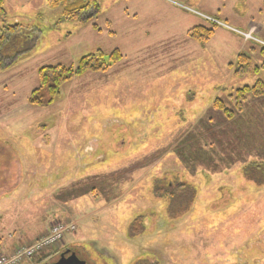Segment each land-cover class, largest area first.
<instances>
[{
    "label": "rangeland",
    "instance_id": "obj_1",
    "mask_svg": "<svg viewBox=\"0 0 264 264\" xmlns=\"http://www.w3.org/2000/svg\"><path fill=\"white\" fill-rule=\"evenodd\" d=\"M48 1L5 0L6 25L25 34L6 53L26 54L0 72V244L27 247L63 222L75 233L22 264L66 249L87 264H264V98L234 119L213 106L234 111V90L264 79L236 74L241 53L263 63L264 31L244 43L239 30L264 27V0H99L88 23ZM208 19L224 26L213 39L188 36ZM98 51L121 58L65 83L51 106L29 105L40 69Z\"/></svg>",
    "mask_w": 264,
    "mask_h": 264
},
{
    "label": "trees",
    "instance_id": "obj_2",
    "mask_svg": "<svg viewBox=\"0 0 264 264\" xmlns=\"http://www.w3.org/2000/svg\"><path fill=\"white\" fill-rule=\"evenodd\" d=\"M49 6L51 8H62L63 9V18L67 21H77L79 23H88L93 18L99 14V0H77L72 2L71 0H49ZM7 12L5 10V0H0V72L11 67L15 64L20 58L25 57V51L16 54L15 56L9 58L6 51L9 49L12 41L23 40L19 37H25L23 33V27L21 25H6L7 23ZM218 28L216 25H212L211 29H208L203 26H198L191 29L188 32V36L196 41L205 43L210 41L214 36L215 30ZM29 43L25 40L24 44L21 45V48H26ZM253 52V50H252ZM263 63L260 66L252 67V57L251 54L241 53L237 58V70L236 74L243 76L247 71H250L254 74L262 73L264 75V46L260 48L258 52ZM13 58V59H12ZM121 55L118 51H114L111 55L106 56L102 51H98L92 55L82 57L78 62L77 68L75 67H65L63 65L49 66L44 67L38 72L39 85L38 87L30 94L28 99L29 105L32 107L43 108L49 107L55 103L57 97L60 95L61 88L63 85L74 77L83 75L84 73L99 72L105 71L108 68L107 60L111 63L117 62L120 60ZM249 97L253 98H264V79L258 80L254 86L249 87L245 86L241 89L234 90V93L229 97L233 101L234 111L229 110L225 102L221 99H216L213 106L217 110H222L224 115L228 119H234L237 114H241L245 109V104ZM258 171L263 170L262 176L258 180V184H264V164H258ZM248 173V172H247ZM248 175H250L248 173ZM256 180V181H257ZM181 188H186L182 186ZM157 194L160 197L169 196L171 199L177 197V193H168V190H159L156 189ZM163 195H162V194ZM142 222L138 220L132 225L133 231H140L142 229ZM45 253V252H44ZM44 253L35 257L41 258ZM47 260V258L45 259Z\"/></svg>",
    "mask_w": 264,
    "mask_h": 264
},
{
    "label": "built area",
    "instance_id": "obj_3",
    "mask_svg": "<svg viewBox=\"0 0 264 264\" xmlns=\"http://www.w3.org/2000/svg\"><path fill=\"white\" fill-rule=\"evenodd\" d=\"M216 22V21H214ZM247 39L250 35H245ZM75 227H66L62 223H55L48 236L42 238L30 247L16 249L11 256H0V264H21L24 260L35 258L47 249H52L63 243L66 232H74Z\"/></svg>",
    "mask_w": 264,
    "mask_h": 264
},
{
    "label": "crops",
    "instance_id": "obj_4",
    "mask_svg": "<svg viewBox=\"0 0 264 264\" xmlns=\"http://www.w3.org/2000/svg\"><path fill=\"white\" fill-rule=\"evenodd\" d=\"M217 20V19H216ZM238 20V19H237ZM219 21V20H218ZM239 21H241V20H239ZM220 22V21H219ZM247 24H249V25H245L246 27V30L244 29V30H242L243 32L244 31H247V29H248V32L249 31H251V30H254V31H256V33L257 34H262L263 33V31H264V27H263V25L261 24V23H252V20L251 19H249V21L247 22ZM221 27V26H220ZM251 28V29H250ZM219 30V28H216V31H215V33H214V36L216 35V33H217V31ZM239 30V29H238ZM230 31H232V30H230ZM239 31H241V30H239ZM233 32V31H232ZM214 36H213V38H214ZM254 36H256V34H254ZM212 38V39H213ZM243 41H244V39H243ZM250 42H252V41H248L247 43H250ZM244 43H246L245 41H244ZM244 49L242 48V51H243ZM241 51V52H242ZM69 225H67V226H70L71 224L70 223H68ZM49 232H50V229H49V231H48V233H45L44 232V234L42 235V234H40V235H38V236H36V237H34L32 240H29V239H27L26 241H25V244H29V245H32V244H34L36 241H38L39 239H41V238H43V237H45V236H47L48 234H49ZM43 236V237H42ZM21 244H24V243H21ZM21 244H19V245H14V244H11V243H9V244H6L4 247L2 246V244H0V254H5V255H10L11 253H12V251L15 249V248H18Z\"/></svg>",
    "mask_w": 264,
    "mask_h": 264
},
{
    "label": "water",
    "instance_id": "obj_5",
    "mask_svg": "<svg viewBox=\"0 0 264 264\" xmlns=\"http://www.w3.org/2000/svg\"><path fill=\"white\" fill-rule=\"evenodd\" d=\"M54 264H87L76 250L68 249L60 257V260Z\"/></svg>",
    "mask_w": 264,
    "mask_h": 264
},
{
    "label": "flooded vegetation",
    "instance_id": "obj_6",
    "mask_svg": "<svg viewBox=\"0 0 264 264\" xmlns=\"http://www.w3.org/2000/svg\"><path fill=\"white\" fill-rule=\"evenodd\" d=\"M175 1L178 2V1H182V0H175ZM183 2H184V4H186V5H184L186 8H189V9L193 10V8L190 5H188L185 1H183Z\"/></svg>",
    "mask_w": 264,
    "mask_h": 264
}]
</instances>
